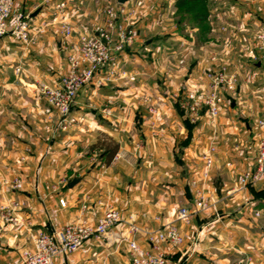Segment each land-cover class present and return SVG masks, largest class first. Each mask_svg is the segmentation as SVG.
I'll return each instance as SVG.
<instances>
[{
  "label": "crops",
  "instance_id": "1",
  "mask_svg": "<svg viewBox=\"0 0 264 264\" xmlns=\"http://www.w3.org/2000/svg\"><path fill=\"white\" fill-rule=\"evenodd\" d=\"M63 1L66 8L59 7ZM76 1L21 0L19 6L35 24H46V33L31 46L0 49V264L19 263L22 249L32 244L31 231L96 224L109 207L136 222L144 243V233L157 230L181 205L192 207L200 192L215 207L198 213L189 225L177 222L185 243L172 258L178 264H264V224L247 219L249 210L240 207L245 198L264 196V184L249 188L251 196L249 189L238 187L244 168L254 165L253 138L258 120L264 119L263 61L254 59L260 53L249 42L251 27L259 22L253 9L232 0L212 11L206 0L203 15L190 18L191 25L203 28L172 32V43L165 44L158 37L144 39L149 22L139 12L140 39L121 55L125 82L83 88L73 106L79 122L56 133L44 112L42 86L57 83L66 70L59 53L76 52L79 33L101 20L106 6L103 0ZM66 23L75 35L62 33ZM168 54L174 63L161 64ZM215 61L240 75L237 92L214 120L205 109L191 116L181 103L188 90L207 87V70ZM151 97L159 104L155 114L148 110ZM103 135L119 144L110 164L95 159L90 149ZM211 146L215 153L209 169L202 155ZM14 176L24 180L22 189L3 186V178ZM9 215L16 221L5 220ZM98 241L93 238L72 258L55 262L98 254Z\"/></svg>",
  "mask_w": 264,
  "mask_h": 264
},
{
  "label": "built area",
  "instance_id": "2",
  "mask_svg": "<svg viewBox=\"0 0 264 264\" xmlns=\"http://www.w3.org/2000/svg\"><path fill=\"white\" fill-rule=\"evenodd\" d=\"M21 0H0V38L10 37L14 41L31 45L46 33V24H35L30 13L19 6ZM66 8L67 2L59 4ZM130 12L124 5H106L102 11L101 20L97 21L91 33H84L79 37L78 50L68 56L69 68L53 86H42V96L46 100L44 112L56 120V131H65L71 125L77 124L78 118L73 114L78 93L84 87L91 85L97 76L104 73L102 78L109 80L118 73L121 55L132 47L138 40V31L130 25ZM64 34L69 37L73 33L71 25L63 24ZM256 50L264 59V31L256 35ZM214 60H218L216 57ZM183 62L184 60H180ZM214 66L207 70L208 85L205 89L192 91L187 102L183 104L191 116L205 109L208 115L217 118L225 105L229 93H234L238 85V73L229 65L215 61ZM16 71L21 72V67ZM124 72H122L123 76ZM100 83H104L102 79ZM259 131L256 145V158L253 167L239 177V188L255 186L264 181V119L258 123ZM215 147L203 155L206 168H211L214 162ZM3 185L14 189L23 187L22 177L3 178ZM63 206L65 202L60 199ZM206 199L199 196L196 209H204ZM189 207L178 210L176 220H189L192 213ZM7 221H16L15 218L4 216ZM175 222V220H174ZM140 228L135 221L124 218L121 211L109 207L98 219L96 224L73 222L61 227L48 226L31 231V246L25 247L20 253L18 264H54L57 258L68 259L91 239H100L108 245L126 242L129 248L131 264H166L164 253L153 252L139 244L137 235ZM168 242L179 246L183 237L173 221L157 230L149 243L157 246L158 243Z\"/></svg>",
  "mask_w": 264,
  "mask_h": 264
},
{
  "label": "rangeland",
  "instance_id": "3",
  "mask_svg": "<svg viewBox=\"0 0 264 264\" xmlns=\"http://www.w3.org/2000/svg\"><path fill=\"white\" fill-rule=\"evenodd\" d=\"M105 1H106V5H109V4H112V5H118V4L124 5V7L126 8L127 12H130V14H131L129 23H130V25L135 26L136 29H137V26H138V24H136V23L138 21L139 12H141V11L145 12L146 17H147V21L149 22V24H148V27L146 28L144 39L145 40L149 39L152 36L155 39L158 37L159 39H161L160 43H164L165 44V43H170L172 41V40H170L168 38V36L172 32H176V33L179 32L178 34L180 35L182 33L183 34L188 33L189 32V28H191V26H195L197 28L198 27L203 28V26H204L203 24L202 25L201 24L200 25H191V19L190 18L193 17L194 13L197 16L201 17L203 15V13L205 12V10H207V8H206L207 2H209L208 4H209L210 9L211 8L213 9L212 11H216V10L218 11L220 9V7L223 6L221 3L224 4V3H227V2H231L232 0H207V2H206V0H130V1L129 0H125L123 3H120L119 0H103V2H105ZM237 1H239V2L243 1L244 5H245L244 7L246 8V10H250L251 11V9H253V12L255 14L254 18L259 20V22L255 23L253 25V27H251V30L249 32V37H250V41L249 42L254 43L255 46L257 47L256 35L259 32L264 31V0H258L257 2H252L251 0H237ZM254 1H256V0H254ZM75 2H77V1L75 0ZM126 3H128V4H126ZM247 4H249V6ZM25 11L29 13V11H27V10H25ZM95 23L96 22L88 24L86 26L87 27L86 30L83 31L82 33H79L78 39L84 33L85 34L86 33H91ZM192 23H193V21H192ZM66 24L72 26V28H73L72 36L75 35L77 31L74 30L73 25L69 24V23H66ZM213 24L216 25L215 23H213ZM218 26H219V28H222L220 25H218ZM64 28H65V26L62 24L61 25L62 33L65 32ZM137 31H138V40H137V42L132 47L127 49L126 51H128L130 49L133 50L134 47L136 46V44L138 43V41L140 39V33H139L138 29H137ZM1 38H3V37H1ZM187 38L188 37H184L185 40H187ZM164 44H161V45L163 46ZM31 45H33V44H31ZM23 46L27 47L29 45H25V44L16 42L10 37L8 39L2 40V42L0 43V49L1 50H5V51L6 50H13L15 48L17 49V47H23ZM164 46H166V45H164ZM182 47H183V49L187 50V46H182ZM54 48L55 49L58 48L57 47V43L54 44ZM70 53H74V52H71V51L67 52V50H65V52H60L59 53V56L62 58V60L64 59V61L66 62V70L61 75V77L64 74H66L67 71H68V68H69L68 56L70 55ZM168 56H169V54L165 57V59L164 58L163 59L160 58L161 64H163V63L164 64L174 63V59H172V56L171 57H168ZM166 58H168V59H166ZM258 58H260L261 61H263L261 64L264 67V59L261 58L260 54L256 55L254 57L255 60L258 59ZM180 60H184V58L181 57ZM180 60H179V64H183L185 62V61L181 62ZM119 62H120L119 63V68H118V73L119 74H116L115 77H113V78H111L109 80H106L105 78H102V76H104V73H102V74H100L99 76L96 77V79L93 82V84L96 83L97 86H101V87L105 86V87H107L112 82H114L115 80H122L123 82H125L124 81L125 80L124 79L125 78L124 74L122 76V72L123 71L121 69V60ZM213 66L214 65H210L209 67L211 68ZM154 76L155 75H153V77ZM59 79H58V81H59ZM102 79L104 80V83H100V81ZM58 81H57V83H58ZM208 82H209V80H208ZM260 82L263 83L264 80L260 79ZM239 83H240V75L238 74V85H239ZM238 85L236 87V91L235 92H237ZM111 89L114 91L117 88L112 86ZM195 90L198 91L199 89H195ZM195 90H192V89L188 90V92L186 93V98L184 99L183 103H181V107L182 108H183V104L185 102H187L188 95L192 91H195ZM261 91L262 92H260V93L264 94V90L262 89ZM79 93H78V95H79ZM231 94H233V93H229L227 95V97H226L225 105H224V107H226V108L230 106V104H229L230 101L229 100H230ZM147 100H148L147 104L149 105L148 106V110L151 113H153V114L157 113L159 111V104L157 102L156 103L153 102L152 97L148 98ZM184 109L189 113V111L186 108H184ZM72 111H73V114H75L73 108H72ZM189 115H190V113H189ZM76 117H77V115H76ZM51 119H52V124H53L54 131L56 133L57 132L58 133L62 132V131H56L55 130V126H56L55 120L56 119L54 117H51ZM261 119H263V118H261ZM260 120H258V123H259ZM78 122H79V119H78L77 123ZM74 125H76V124H74ZM74 125H71L65 131L70 130ZM258 131H259V128H258ZM101 137H103V136H101ZM257 140H258V135L256 133V136L253 138V141H254V143L256 145H257ZM103 141H105L106 143H110L109 140L105 139V138H104ZM90 147H91L90 148L91 150H94V151L91 152V153H93V157L95 159L99 158L100 149H98L96 147H92V146H90ZM214 153H215V151L213 152V158H214ZM203 155H202V158H203ZM203 163H204V167H205L206 165H205L204 159H203ZM244 170H245L244 172H246V171H248V168L246 167V168H244ZM238 182H239V178H238ZM260 183L264 184V181H262ZM260 183H258L255 186H251V187H256L258 185H261ZM238 185H239L238 187H240V183H238ZM3 186L6 187V188L11 189V187H9L7 185H3ZM23 187H24V184H23ZM251 187L240 188V189L241 190L242 189L247 190V189H249ZM22 188H19V189H22ZM250 190L251 189H249V196L253 195ZM199 196H203L206 199L207 206L204 209H198V210L196 209L197 200L194 201L192 207H189L187 205H181L176 210L174 217H170L169 219L167 218V220L164 221V223L157 228V230H158L161 227H163L164 225H166L167 223H170L171 221H173V224H175L177 226L178 231L180 232V234L183 237V242L178 247L174 246L173 244L168 243V242H161V243H158L157 246L156 245L152 246L149 243V240L151 239V237H153L157 233V230H155V231H147L146 233H144L145 242L144 243H140V241H139V244L143 248H146V249H148L150 251L164 253L166 255V258H167L166 264H178L177 257L175 256L174 258H172V256L175 255L174 254L175 251H178L179 249L182 248V246L185 243V237H184L183 231L181 230V228L177 224V222H181L184 225H189L191 223L192 219L194 217H196L198 213L203 212V211L207 210L208 208H212L213 209V207H215L213 203L209 202L208 198H206L203 193L200 192L198 197ZM181 207H189L191 210L196 209V212L191 214L189 220H176L177 219L178 210ZM240 207H242V208H244L246 210H249L250 214L248 213V215L246 217L247 219H249L250 221L256 222V223L264 224V196H262V197L253 196L252 199L251 198H249V199L245 198V199L242 200V204L240 205ZM251 210H252V212H251ZM157 218L160 219L161 217H157ZM174 220H175V222H174ZM138 235H140V233ZM138 235H137V237H138ZM98 240H99L98 242L100 243V245L98 247L99 248L98 249V254L94 253L93 255L91 254V255L85 256V258H81V259L80 258H74V261H72V262L68 261L67 263L68 264H128V263L131 264L130 252H129V248H128V245H127L126 242H122L121 244H117L116 243V244H113V245H108L104 241H102L100 239H98ZM138 240H139V238H138ZM115 245H121V246L120 247H115ZM173 251H174V253L171 254ZM76 252H78V251H76ZM75 253H73V254H75ZM70 258H72V254L70 255ZM65 263H66L65 260L62 261L61 259H58L57 262H55L54 264H65Z\"/></svg>",
  "mask_w": 264,
  "mask_h": 264
},
{
  "label": "trees",
  "instance_id": "4",
  "mask_svg": "<svg viewBox=\"0 0 264 264\" xmlns=\"http://www.w3.org/2000/svg\"><path fill=\"white\" fill-rule=\"evenodd\" d=\"M104 138L108 139L110 143L103 141ZM92 147L100 149L99 158L105 164H110L119 149V144L113 138L103 135V137H100Z\"/></svg>",
  "mask_w": 264,
  "mask_h": 264
},
{
  "label": "water",
  "instance_id": "5",
  "mask_svg": "<svg viewBox=\"0 0 264 264\" xmlns=\"http://www.w3.org/2000/svg\"><path fill=\"white\" fill-rule=\"evenodd\" d=\"M125 0H119V2L120 3H123ZM79 179H73L72 181H71V183H70V186H73V185H75L76 183H77V181H78ZM65 264H68L67 262L65 263Z\"/></svg>",
  "mask_w": 264,
  "mask_h": 264
}]
</instances>
